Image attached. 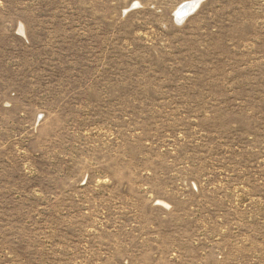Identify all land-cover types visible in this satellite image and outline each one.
<instances>
[{
	"label": "rangeland",
	"instance_id": "rangeland-1",
	"mask_svg": "<svg viewBox=\"0 0 264 264\" xmlns=\"http://www.w3.org/2000/svg\"><path fill=\"white\" fill-rule=\"evenodd\" d=\"M0 264H264V0H0Z\"/></svg>",
	"mask_w": 264,
	"mask_h": 264
},
{
	"label": "bare ground",
	"instance_id": "bare-ground-1",
	"mask_svg": "<svg viewBox=\"0 0 264 264\" xmlns=\"http://www.w3.org/2000/svg\"><path fill=\"white\" fill-rule=\"evenodd\" d=\"M197 2H187L182 4L178 10L176 11L175 15L176 18L180 17V18H185V16L189 15L190 13H192L194 11V9L196 8ZM187 18V17H186ZM178 20V19H177Z\"/></svg>",
	"mask_w": 264,
	"mask_h": 264
}]
</instances>
